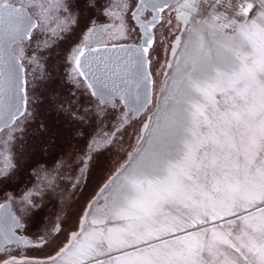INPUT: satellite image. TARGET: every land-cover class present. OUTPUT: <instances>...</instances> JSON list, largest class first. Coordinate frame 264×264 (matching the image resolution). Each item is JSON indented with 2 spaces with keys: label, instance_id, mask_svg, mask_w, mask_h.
I'll use <instances>...</instances> for the list:
<instances>
[{
  "label": "snow or ice",
  "instance_id": "snow-or-ice-1",
  "mask_svg": "<svg viewBox=\"0 0 264 264\" xmlns=\"http://www.w3.org/2000/svg\"><path fill=\"white\" fill-rule=\"evenodd\" d=\"M73 35L88 104L52 108L83 143L79 176L128 147L39 231L61 165L0 194V264H264V0H0V182L38 118L29 72Z\"/></svg>",
  "mask_w": 264,
  "mask_h": 264
},
{
  "label": "flooded vegetation",
  "instance_id": "flooded-vegetation-1",
  "mask_svg": "<svg viewBox=\"0 0 264 264\" xmlns=\"http://www.w3.org/2000/svg\"><path fill=\"white\" fill-rule=\"evenodd\" d=\"M78 38L71 36L64 44L48 51L47 55L40 57L39 67L29 72V91L34 99V111L37 120L32 126V131L25 137V143L17 154L18 167L11 179L0 182V194L12 192L16 195L37 182V174L41 169L51 171L57 169L55 191H47L42 200L43 210L40 220L32 226L33 231L38 230V224L49 223L57 215L64 218L75 217L96 190L101 178L107 175V170L112 167L116 153L121 155L128 147V136L125 143L117 146L112 152L104 153L94 158L93 163L83 175L79 176L78 161L75 158L79 150L83 148L81 138L76 137L72 129L71 121H66L58 112L54 111L52 105L61 102L72 101L87 107L81 93L76 90L68 78V69L65 66L64 53ZM75 96V99L73 97ZM46 124V131L41 133L36 125ZM89 131H93L92 128ZM43 145V147H41ZM71 163V167L63 166L64 162ZM79 181L74 187V183ZM41 226V227H42Z\"/></svg>",
  "mask_w": 264,
  "mask_h": 264
},
{
  "label": "rangeland",
  "instance_id": "rangeland-1",
  "mask_svg": "<svg viewBox=\"0 0 264 264\" xmlns=\"http://www.w3.org/2000/svg\"><path fill=\"white\" fill-rule=\"evenodd\" d=\"M41 226H42V224H38V227H37L38 230L37 231H39V229H40Z\"/></svg>",
  "mask_w": 264,
  "mask_h": 264
}]
</instances>
